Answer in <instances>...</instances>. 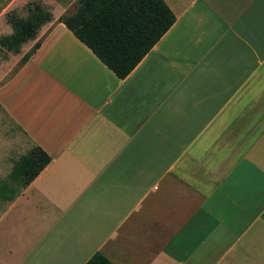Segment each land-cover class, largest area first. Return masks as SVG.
Segmentation results:
<instances>
[{"label":"crops","instance_id":"0c3cea01","mask_svg":"<svg viewBox=\"0 0 264 264\" xmlns=\"http://www.w3.org/2000/svg\"><path fill=\"white\" fill-rule=\"evenodd\" d=\"M29 1L52 19L0 109L50 160L0 213V264H264V0H163L122 79L56 21L76 0H0V36Z\"/></svg>","mask_w":264,"mask_h":264},{"label":"trees","instance_id":"16d2710c","mask_svg":"<svg viewBox=\"0 0 264 264\" xmlns=\"http://www.w3.org/2000/svg\"><path fill=\"white\" fill-rule=\"evenodd\" d=\"M21 17L13 10L5 13L11 27L0 36V48L16 52L26 41L34 39L41 25L52 19L48 8L38 1H29ZM62 23L119 79L124 78L154 43L174 22V14L163 0H76L72 9L59 15ZM35 41L22 54L24 63L38 47ZM50 160L37 145H32L12 163L8 179L0 183V198L12 200L30 183ZM84 264H112L99 252Z\"/></svg>","mask_w":264,"mask_h":264},{"label":"rangeland","instance_id":"374dc122","mask_svg":"<svg viewBox=\"0 0 264 264\" xmlns=\"http://www.w3.org/2000/svg\"><path fill=\"white\" fill-rule=\"evenodd\" d=\"M13 11L18 16L26 13L23 8L13 9ZM33 43H28L29 45L26 48L29 49ZM26 51L18 50L8 54L0 49V62L2 64L0 66V82L7 79L16 70L20 57ZM27 149L26 136L10 124L0 109V183L8 179L13 161ZM7 203L8 201L0 198V213Z\"/></svg>","mask_w":264,"mask_h":264}]
</instances>
